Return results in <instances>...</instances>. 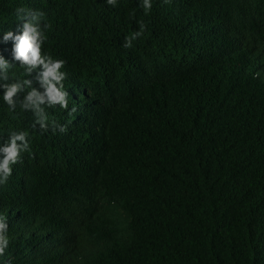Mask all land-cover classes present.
<instances>
[{
    "label": "trees",
    "instance_id": "obj_1",
    "mask_svg": "<svg viewBox=\"0 0 264 264\" xmlns=\"http://www.w3.org/2000/svg\"><path fill=\"white\" fill-rule=\"evenodd\" d=\"M141 3L0 0V148L29 142L0 184V264H264V57L243 44L264 0ZM29 20L67 108L4 39Z\"/></svg>",
    "mask_w": 264,
    "mask_h": 264
},
{
    "label": "clouds",
    "instance_id": "obj_2",
    "mask_svg": "<svg viewBox=\"0 0 264 264\" xmlns=\"http://www.w3.org/2000/svg\"><path fill=\"white\" fill-rule=\"evenodd\" d=\"M170 2V0H165V3ZM109 5L115 6L116 0H107ZM145 14H148L151 11L152 3L151 0H142L140 5ZM22 9H17V11H21ZM35 16H33L32 20H35ZM32 20L25 21L23 24V29L18 34L13 35L11 31H8L4 35V39L8 40L12 38L15 40L14 45V56L17 60H20L28 65L37 66L43 65L44 71L42 73V83L46 86V95L50 104L59 103L62 108H67V102L65 97L67 92L64 90V86L62 81L64 79L65 74L60 71V69L64 65L63 60H55L54 62H46V60L41 55V43L42 41L39 38V32L36 25L32 22ZM145 25L143 23L140 24L139 31H136L130 37H126L123 43V47L130 48L132 47V42L140 37L144 32ZM5 61L0 58V66H4ZM60 85L59 87L57 85ZM6 91L4 93V100L12 105L14 103L13 97L20 88L19 84L6 85ZM35 97L36 101L43 102L44 96L39 95L33 90L29 93L28 99L32 100ZM39 108V105H36ZM75 111V109H73ZM71 115V113H70ZM48 118L43 115V110H39L38 112V122L41 125L42 129L47 128V124L45 121ZM67 130L66 126H60L59 131L65 132ZM28 133L25 131H18L11 134L8 143L0 148V152H3V158L0 159V184L6 183L8 178L12 175V165L16 164L20 159V154L23 151H27L29 149L28 142ZM5 218L0 216V255H3L5 249L8 246V238L5 235L7 231V224L5 223Z\"/></svg>",
    "mask_w": 264,
    "mask_h": 264
},
{
    "label": "rangeland",
    "instance_id": "obj_3",
    "mask_svg": "<svg viewBox=\"0 0 264 264\" xmlns=\"http://www.w3.org/2000/svg\"><path fill=\"white\" fill-rule=\"evenodd\" d=\"M244 29V28H242ZM253 35L254 33L252 32H245L243 34V44L246 46V45H250L251 47L254 48V51L256 52H259L261 53L262 57H264V41L263 40H260L259 38L257 40H255L253 38Z\"/></svg>",
    "mask_w": 264,
    "mask_h": 264
}]
</instances>
